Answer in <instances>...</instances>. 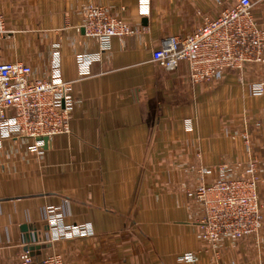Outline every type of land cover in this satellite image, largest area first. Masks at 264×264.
<instances>
[{"label":"crops","instance_id":"obj_1","mask_svg":"<svg viewBox=\"0 0 264 264\" xmlns=\"http://www.w3.org/2000/svg\"><path fill=\"white\" fill-rule=\"evenodd\" d=\"M233 1L150 0L140 15L138 0H0L8 28L0 62L71 79L76 99L70 130L41 150L26 137L0 141V264H15L25 249L69 264H264V234L205 246L192 192L220 166L237 177L257 159L264 216V91L251 89L264 82V64L193 81L187 61L168 69L152 59L167 36L191 32ZM90 4L136 31L103 49L82 28ZM254 12L264 22V0ZM80 56L92 58L85 74ZM54 215L85 231L55 237Z\"/></svg>","mask_w":264,"mask_h":264},{"label":"built area","instance_id":"obj_2","mask_svg":"<svg viewBox=\"0 0 264 264\" xmlns=\"http://www.w3.org/2000/svg\"><path fill=\"white\" fill-rule=\"evenodd\" d=\"M226 0H216L222 5ZM260 0H234L214 17L202 22L186 34H171L153 50L152 59L174 69L180 61L189 64L191 80L215 78L227 69L243 68L247 64H264V22L254 10ZM140 15L150 12V0H138ZM82 28L96 38L103 49L114 35L136 31L109 7L90 4ZM8 30L0 13V34ZM91 56H80V73H87ZM73 80L55 74L51 78L32 76L31 67L22 61L0 62V141L2 138L26 137L32 150H41L42 137L70 130V118L75 103L71 94ZM252 92L264 91V82L252 85ZM221 175L192 190L201 205L200 239L215 250L224 238L235 239L264 234L263 202L259 192V162L250 160L242 176H227L229 167L220 166ZM52 218L55 237L73 236L85 231L79 225L62 226L59 215ZM188 257H191L188 255ZM15 264H69L60 253L35 258L25 249Z\"/></svg>","mask_w":264,"mask_h":264},{"label":"water","instance_id":"obj_3","mask_svg":"<svg viewBox=\"0 0 264 264\" xmlns=\"http://www.w3.org/2000/svg\"><path fill=\"white\" fill-rule=\"evenodd\" d=\"M44 142H46V140L48 139L47 137H42L41 138ZM33 238L36 237L37 238V235L36 234H33L32 236ZM30 235H28V239L30 240L32 238Z\"/></svg>","mask_w":264,"mask_h":264}]
</instances>
